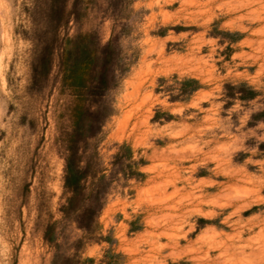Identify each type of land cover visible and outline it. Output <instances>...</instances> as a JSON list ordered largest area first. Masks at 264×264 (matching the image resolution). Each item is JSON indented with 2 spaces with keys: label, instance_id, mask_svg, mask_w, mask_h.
<instances>
[{
  "label": "rangeland",
  "instance_id": "374dc122",
  "mask_svg": "<svg viewBox=\"0 0 264 264\" xmlns=\"http://www.w3.org/2000/svg\"><path fill=\"white\" fill-rule=\"evenodd\" d=\"M0 264H264V0H0Z\"/></svg>",
  "mask_w": 264,
  "mask_h": 264
},
{
  "label": "trees",
  "instance_id": "16d2710c",
  "mask_svg": "<svg viewBox=\"0 0 264 264\" xmlns=\"http://www.w3.org/2000/svg\"><path fill=\"white\" fill-rule=\"evenodd\" d=\"M111 42H109L104 48H110L111 47ZM111 53H104L102 52L101 55H98L95 57V61H102V65L100 67V69H98L97 73H96V78H97V82L95 84H92L89 86V90L92 93H95L97 91H102L105 88L108 87V78H109V71L108 68L106 66L108 60L110 59ZM42 61H43V66L45 68L46 71H48L49 68V64L50 61L48 59V55L44 54L42 56ZM72 155L70 156V159L68 160V176H67V181L72 185L73 189V195L70 197L69 199V207H73L75 206V204L77 203L78 199H79V194L81 192V189H83V187H85L84 184L81 183L82 180V174H80V171L78 169V167L75 164V153L76 150L75 148L72 147ZM87 219L86 222L83 224L82 226L86 227L89 225L90 220H92V218H94V211L92 210H86L85 211Z\"/></svg>",
  "mask_w": 264,
  "mask_h": 264
}]
</instances>
